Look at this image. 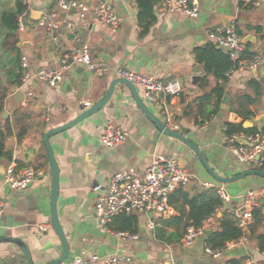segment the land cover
<instances>
[{
    "label": "crops",
    "instance_id": "1",
    "mask_svg": "<svg viewBox=\"0 0 264 264\" xmlns=\"http://www.w3.org/2000/svg\"><path fill=\"white\" fill-rule=\"evenodd\" d=\"M18 1L0 0V98L4 97L0 128L8 120L12 130L6 140L12 160H0V205L3 209L0 238L22 241L33 264H48L62 253L50 222L52 176L43 136L73 120L81 106H92L101 99L110 84L119 79L116 75L119 69L156 80L177 79L180 82V94L167 97L165 105L148 102L142 90L135 88L155 117L164 124L169 118L179 126L177 132L200 149L216 174L228 178L248 170H264L239 164L224 140L226 123H242L244 129L264 132V68L231 71L222 85L219 109L211 115L209 111L218 100L212 95L209 99L204 97L222 83L212 76L202 83L203 68L193 55L194 49L213 44L207 38L208 32L232 24L247 52L264 55V0H260L259 6H246L241 0H198L196 18L167 13L165 0H159L153 7L155 23L144 36L139 35L134 0H81L87 5L85 19L79 20L75 13H60L61 21H71L74 27L68 31L61 24L53 33L57 36L56 43L38 22L44 12L57 10V7L47 0H32L25 30L17 29L16 50H11L1 16L4 12L15 11ZM99 1L106 2L119 17L116 31L95 18L92 10ZM82 46L88 48L95 63L107 67L105 74L98 76L71 64L63 80L54 86L36 82L16 89L13 82L21 75L18 61L21 55L27 56L35 70L52 69L59 66L63 54ZM28 92L32 93L31 97H27ZM108 125L127 133L124 144L113 149L100 144V136ZM19 132L23 134L20 139L17 138ZM49 143L59 170L57 214L69 246L68 259L62 264L94 254L99 258L127 255L132 258V264H229L232 261L262 264V252L248 236L242 246L224 251L219 258L205 254L206 236L197 238L190 248L183 247L181 228L159 225V220L187 213L188 208L179 202L176 203L178 209L171 206L169 214L153 216V230L148 228L152 216L134 214L138 220L134 232L138 240L134 242L123 243L100 227L93 207L96 198L107 191L110 178L126 169L141 175L156 155L173 156L186 169L190 181L183 189L189 194L218 185L186 146L155 129L123 86H115L110 101L101 111L53 136ZM10 165L17 170L33 167L41 175L26 190L12 191L3 184L4 172ZM223 186L231 200L205 222L204 229L211 233L219 227L223 215L229 216L231 209L241 205L240 197L248 191L264 192V180L257 176ZM258 207L264 211V194ZM181 217L184 220V215ZM40 226L46 230L40 231ZM160 227L161 239H157L155 229ZM263 231L264 222L259 229ZM175 233H182V237L177 240L172 236ZM0 264L28 262L17 245L3 242L0 243Z\"/></svg>",
    "mask_w": 264,
    "mask_h": 264
},
{
    "label": "built area",
    "instance_id": "2",
    "mask_svg": "<svg viewBox=\"0 0 264 264\" xmlns=\"http://www.w3.org/2000/svg\"><path fill=\"white\" fill-rule=\"evenodd\" d=\"M55 4L57 10L44 12L38 25L46 30L53 42H57V36L53 33L62 24L64 28L71 31L74 27L71 21H61L59 14L75 13L79 20L86 17L87 5L81 0H47ZM23 10L17 16V29L25 30V21L32 10V0H20ZM246 6H259L260 0H241ZM164 8L167 13L180 14L189 18L198 16V0H165ZM93 13L98 22L107 25L111 31H116L119 27L120 19L115 11L104 1H99L93 8ZM207 38L211 43L217 45L224 53L228 54L232 62L236 64V69H256L264 68V55L256 54L251 59L243 58L244 46L240 36L236 33L235 25L208 32ZM69 61H71L70 64ZM79 65L92 74L101 76L107 72L104 64L95 63L90 56L86 46L73 48L63 54L60 64L52 69H33L26 55H21L19 67L21 73V86H30L36 82L54 86L60 83L69 65ZM116 75L120 79H126L134 86L139 87L146 100L157 105H165L167 97L178 96L182 90L177 79L156 80L151 77L138 76L130 71L119 69ZM32 93L28 92L27 97ZM89 104H86L88 106ZM166 125L173 131H178L179 126L167 118ZM127 140V133L122 129L113 126H106L100 136V144L108 149H113L124 144ZM232 155L239 164L248 167L264 168V132L256 134H235L230 137L224 136ZM41 172L33 167H25L17 170L14 166H8L4 172L3 184L12 191L26 190L38 177ZM190 181V175L186 169L173 156L156 155L152 158L150 165L140 175L133 169H126L114 174L109 181L107 191L99 195L94 203L93 215L97 219L100 227L107 233H111L123 243H130L138 240V236L130 232H112L109 224L114 218L120 215L129 214H151L152 218L148 222L149 230L155 228L153 216L166 215L171 211L169 205L170 196L180 187L185 186ZM214 187L220 197L223 206L230 202L231 198L223 185H209ZM264 192L248 191L240 197L241 205L229 211V215L238 228L246 229L253 222L252 211L258 207L260 197ZM3 214L0 205V218ZM40 231H45L46 227L40 226ZM204 228L187 227L181 239V245L185 248L193 246L195 240L204 236ZM246 242V237H242L233 242H227L222 249L213 250L205 247L206 255L219 258L222 253L231 248L242 246ZM262 264H264V252L261 253ZM132 264V258L127 255L111 254L103 258L97 255L89 257H76L71 264ZM175 264V263H170ZM240 264H251V261H244Z\"/></svg>",
    "mask_w": 264,
    "mask_h": 264
},
{
    "label": "trees",
    "instance_id": "3",
    "mask_svg": "<svg viewBox=\"0 0 264 264\" xmlns=\"http://www.w3.org/2000/svg\"><path fill=\"white\" fill-rule=\"evenodd\" d=\"M138 14L137 25L139 28V35H146L150 28L155 23V16L153 7L159 2V0H134ZM23 7L20 0L17 7L13 12H4L1 16V23L7 29V40H10L9 47L11 50H16V36L17 31V16L21 13ZM236 33L240 36L238 30ZM195 61L202 65L204 76L200 80L202 83L208 76H212L216 81H220L222 84H217L212 90L210 95L205 96V99H209L212 96L216 97L218 104L209 111V114L214 115L219 109V103L223 96V83L226 82L228 75L231 71L236 69V64L232 62L229 55L224 53L214 44H206L203 47L196 48L193 51ZM255 53H249L245 49L243 51L244 59H251ZM20 59V58H19ZM18 59V61H19ZM21 75L17 76V80L13 82L16 87L21 84ZM201 83V84H202ZM252 82H250L251 84ZM212 95V96H211ZM3 98H0V109L3 106ZM224 136L230 137L235 134H256L254 130L244 129L242 123H226L224 126ZM12 135V130L9 121L6 120L4 126L0 128V160L10 162L12 160V152L6 145V140ZM23 136L21 132L17 134V138L20 139ZM263 169V168H262ZM179 202L183 207H187V213L180 214L179 217L171 218L169 220H159V225L163 226H175L182 229L184 234L187 227L204 228V224L207 219L213 216L218 210L223 207V203L217 194V190L214 187L202 188L201 190L189 194L183 189V186L178 188L169 198V205L174 209H178L176 203ZM184 215V220L182 219ZM253 222L246 229L238 228L230 215H223L220 218L219 227L216 228L205 238V245L210 249H222L227 242L236 241L242 237H251L255 240L258 250L264 252V231L259 232L264 222V211L261 207H256L252 211ZM113 224H109L111 231L130 232L134 233L138 226L137 217L134 214L120 215L114 218ZM113 221V220H112ZM181 234H173L177 240L182 237ZM259 233V234H258ZM162 228L155 229V237L161 239ZM229 264H240L236 261H232Z\"/></svg>",
    "mask_w": 264,
    "mask_h": 264
},
{
    "label": "water",
    "instance_id": "4",
    "mask_svg": "<svg viewBox=\"0 0 264 264\" xmlns=\"http://www.w3.org/2000/svg\"><path fill=\"white\" fill-rule=\"evenodd\" d=\"M246 40H243V42H245ZM70 63H71V61H69L68 64H70ZM117 85L123 86L124 88H126L128 90V92H129L130 96L132 97L133 102L135 103L137 109L153 124V126L155 127V129L158 132H160L161 134H163L167 137L173 138V139L179 141L184 146H186L194 154V156L196 157V159L198 160V162L200 163L202 168L207 172V174L217 184L228 185V184L234 183L236 181H239V180H241L245 177H249V176H257V177H260L264 180V170H248V171L242 172L236 176L228 177V178L221 177L218 174H216L214 172V170L207 163L203 153L200 151V149L194 143H192L189 139H187L181 133H179L177 131H173L170 128H168L166 126V124H164L160 119L155 117L148 110V108L145 106V104L142 102V100L138 96V93H137L135 86L131 82L127 81L126 79H120V78L116 79L110 84L106 94L101 99H99L97 102H95L92 106H89V107L88 106H81L80 107V113L73 120H71L70 122H68L67 124H65L59 128H56V129H53V130L46 132L43 136V144H44V147L46 150L48 165H49V169H50L51 176H52V185H51V194H50L51 228H52L53 232L55 233V235L57 236V238L59 239V241L61 243V248H62L61 255L58 258L49 262L48 264H62L68 259V255H69L68 242H67L65 233H64L63 228L60 224L58 214H57L56 203H57L58 191H59V182H58L59 170H58V165L56 163L54 154H53L52 149L50 147L49 140L53 136H55L61 132H64V131L72 128V127H75L76 125L80 124L81 122L88 119L92 115L101 111L105 107V105L110 101V98L113 94L114 88ZM148 216L150 217L151 214H148ZM210 233H211L210 230H205L204 236H208ZM3 242H11V243H14L15 245H17V247L20 249V251L22 252L24 257L26 258L28 264H33L31 257H30V254L28 252V249L22 241L17 240V239H10V238H0V243H3Z\"/></svg>",
    "mask_w": 264,
    "mask_h": 264
}]
</instances>
